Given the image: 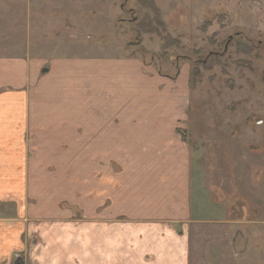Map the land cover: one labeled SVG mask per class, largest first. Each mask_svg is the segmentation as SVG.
<instances>
[{"label":"crops","instance_id":"crops-1","mask_svg":"<svg viewBox=\"0 0 264 264\" xmlns=\"http://www.w3.org/2000/svg\"><path fill=\"white\" fill-rule=\"evenodd\" d=\"M59 20L43 55L37 38L0 55V264H264V219L236 229L194 204L185 79L120 53L73 60Z\"/></svg>","mask_w":264,"mask_h":264},{"label":"rangeland","instance_id":"rangeland-1","mask_svg":"<svg viewBox=\"0 0 264 264\" xmlns=\"http://www.w3.org/2000/svg\"><path fill=\"white\" fill-rule=\"evenodd\" d=\"M49 10L75 25L65 48L73 60L120 53L155 75L185 79L180 130L200 217L256 229L264 219V0H0V55L19 56L33 38L46 53L60 21L45 18Z\"/></svg>","mask_w":264,"mask_h":264},{"label":"water","instance_id":"water-1","mask_svg":"<svg viewBox=\"0 0 264 264\" xmlns=\"http://www.w3.org/2000/svg\"><path fill=\"white\" fill-rule=\"evenodd\" d=\"M246 244H247V238L242 235H238L235 238V252L237 254L244 252V250L246 249ZM20 262L21 261L17 259L14 264H21Z\"/></svg>","mask_w":264,"mask_h":264},{"label":"trees","instance_id":"trees-1","mask_svg":"<svg viewBox=\"0 0 264 264\" xmlns=\"http://www.w3.org/2000/svg\"><path fill=\"white\" fill-rule=\"evenodd\" d=\"M150 7V6H149ZM148 7V8H149ZM151 8V7H150ZM152 10H153V13H154V15H155V17H154V21L156 22V23H158V24H162L161 23V21H160V15H159V12H158V10L156 9V8H152ZM178 132V134H180V136L182 137V139L184 140V141H187V132H185V131H181V130H178L177 131Z\"/></svg>","mask_w":264,"mask_h":264}]
</instances>
